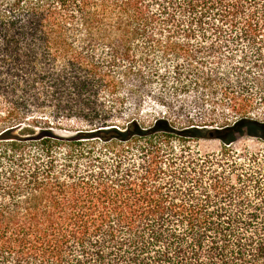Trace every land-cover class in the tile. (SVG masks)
I'll list each match as a JSON object with an SVG mask.
<instances>
[{
	"label": "trees",
	"instance_id": "16d2710c",
	"mask_svg": "<svg viewBox=\"0 0 264 264\" xmlns=\"http://www.w3.org/2000/svg\"><path fill=\"white\" fill-rule=\"evenodd\" d=\"M0 264H264V0L0 1Z\"/></svg>",
	"mask_w": 264,
	"mask_h": 264
},
{
	"label": "rangeland",
	"instance_id": "374dc122",
	"mask_svg": "<svg viewBox=\"0 0 264 264\" xmlns=\"http://www.w3.org/2000/svg\"><path fill=\"white\" fill-rule=\"evenodd\" d=\"M0 1H8V0H0ZM219 145L218 141H201V148L202 150L204 149V151H209L212 150L214 148H217Z\"/></svg>",
	"mask_w": 264,
	"mask_h": 264
}]
</instances>
